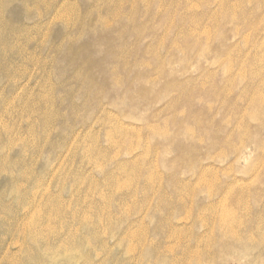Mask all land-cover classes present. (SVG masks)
<instances>
[{"label": "rangeland", "instance_id": "obj_1", "mask_svg": "<svg viewBox=\"0 0 264 264\" xmlns=\"http://www.w3.org/2000/svg\"><path fill=\"white\" fill-rule=\"evenodd\" d=\"M0 264H264V0H0Z\"/></svg>", "mask_w": 264, "mask_h": 264}]
</instances>
